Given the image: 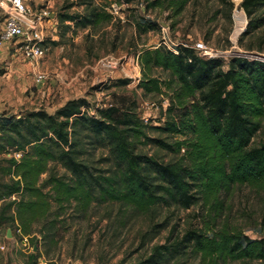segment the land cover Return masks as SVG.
I'll return each instance as SVG.
<instances>
[{
    "label": "trees",
    "instance_id": "trees-1",
    "mask_svg": "<svg viewBox=\"0 0 264 264\" xmlns=\"http://www.w3.org/2000/svg\"><path fill=\"white\" fill-rule=\"evenodd\" d=\"M145 1L148 7L172 8L173 19L188 2ZM240 6L248 16L243 35L264 26V14L257 13L264 10V0H242ZM92 14H66L63 20L79 19L87 26L112 18L105 11ZM157 25L137 23L144 31ZM136 57L142 74L137 87L147 94L168 91V116L160 124L115 103L90 111L84 97L68 100L53 114L43 109L19 118L0 114V153L5 162L0 161V171L9 176L0 184V201L5 202L0 228L12 221L30 239L33 224L51 216L54 206L58 216L68 207L86 215L94 203L116 202L133 216L152 213L159 205L185 209L199 205L203 226L190 227L180 236L171 231L164 243L134 264H171L189 258L197 264H264V237L252 238L220 223L234 185L246 184L264 193V141L254 144L264 127V61L234 55L225 69L221 57L205 58L183 45L176 53L163 44L142 49ZM154 69L166 71L168 77L152 75ZM132 81L125 77L116 82ZM149 130L185 137L169 141L149 135ZM148 143L177 157L165 162L137 151ZM86 145L108 146L112 164L103 168L85 159ZM52 163H60L67 173L50 170ZM50 223L54 227V219ZM35 246L38 250V243Z\"/></svg>",
    "mask_w": 264,
    "mask_h": 264
},
{
    "label": "rangeland",
    "instance_id": "rangeland-1",
    "mask_svg": "<svg viewBox=\"0 0 264 264\" xmlns=\"http://www.w3.org/2000/svg\"><path fill=\"white\" fill-rule=\"evenodd\" d=\"M241 2L188 0L183 11L173 19L169 18L172 8L148 7L145 0H38L49 5L55 27L49 32L47 51L40 59L17 56L10 44L0 51V114L19 118L40 109L53 114L68 100L84 97L90 111L97 105L115 103L138 110L153 124H160L168 116L163 107V102L169 100L168 91L147 94L137 87L142 75L137 54L145 48L165 45L163 41L173 47L203 40L222 52L220 57L225 61V69L231 56L240 53L264 56V26L243 35L248 16ZM113 4L120 7L119 14L110 11ZM94 10L110 13L112 18L87 26H82L79 19L63 20L66 14L93 16ZM257 13L264 14V10ZM138 22L158 25L144 31L139 29ZM241 25L245 29L236 38ZM38 74L44 75L43 81L37 80ZM152 75L161 79L168 77L162 69H154ZM125 77L133 81L127 85L116 82ZM148 133L169 141L185 137L154 130ZM261 141H264V127L256 134L254 144ZM86 149L84 158L95 165L106 168L112 164L108 146L86 145ZM137 151L165 162L177 157L153 143L140 144ZM6 156H10L9 152ZM2 157L0 153V161ZM51 169L59 174L67 173L60 163H52ZM47 177L48 172L42 175L41 182ZM8 180L9 176L0 171V184ZM4 203L0 201V210ZM226 206L220 223L242 229L252 238L264 237L262 191L236 184ZM200 207L159 205L152 213L131 216L130 211L120 209L119 203H94L86 215H78L68 207L58 216L54 206L51 216L33 224L32 238L27 244L16 234L12 221L0 228V246L5 245V250L0 249V264H35L36 251V264H134L147 257L156 245L164 243L171 231L180 236L190 227L203 226ZM199 211L200 216H197ZM53 219L54 227L50 223ZM10 227H13L12 237L7 236ZM37 243L38 250H34ZM197 263L195 258H189L171 264Z\"/></svg>",
    "mask_w": 264,
    "mask_h": 264
},
{
    "label": "built area",
    "instance_id": "built-area-1",
    "mask_svg": "<svg viewBox=\"0 0 264 264\" xmlns=\"http://www.w3.org/2000/svg\"><path fill=\"white\" fill-rule=\"evenodd\" d=\"M119 9V6L113 4L110 11L119 14ZM53 20L54 13L49 5L38 3V0H0V51L10 44L14 47L17 56L31 60L44 57L47 51L46 42L50 38L49 32L55 27ZM163 43L178 53V45L171 47L167 41ZM180 45L194 49L198 55L205 58L222 56V52L203 40L183 42ZM250 57L264 61L263 55ZM43 77V74H38L37 80L43 81ZM167 105L168 100L163 102L165 109ZM143 118L148 121V118ZM20 155L16 154L17 157ZM15 232L22 237L23 243L29 242L28 236L23 235L20 227H17ZM0 249L5 250V245L2 244Z\"/></svg>",
    "mask_w": 264,
    "mask_h": 264
},
{
    "label": "water",
    "instance_id": "water-1",
    "mask_svg": "<svg viewBox=\"0 0 264 264\" xmlns=\"http://www.w3.org/2000/svg\"><path fill=\"white\" fill-rule=\"evenodd\" d=\"M238 55H246V56H248V54H241V53L238 54ZM249 57H250V56H249ZM7 236H8V237H12V230H11V228L8 229V231H7ZM36 249H37V247L35 246V247H34V250H36Z\"/></svg>",
    "mask_w": 264,
    "mask_h": 264
},
{
    "label": "bare ground",
    "instance_id": "bare-ground-1",
    "mask_svg": "<svg viewBox=\"0 0 264 264\" xmlns=\"http://www.w3.org/2000/svg\"><path fill=\"white\" fill-rule=\"evenodd\" d=\"M239 28V26H238ZM237 28V35L235 36L236 38L239 36V34L245 29V26L244 25H241L240 26V30Z\"/></svg>",
    "mask_w": 264,
    "mask_h": 264
},
{
    "label": "crops",
    "instance_id": "crops-1",
    "mask_svg": "<svg viewBox=\"0 0 264 264\" xmlns=\"http://www.w3.org/2000/svg\"><path fill=\"white\" fill-rule=\"evenodd\" d=\"M139 78H140V77H139ZM139 78H138V79H139Z\"/></svg>",
    "mask_w": 264,
    "mask_h": 264
}]
</instances>
